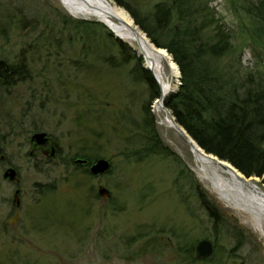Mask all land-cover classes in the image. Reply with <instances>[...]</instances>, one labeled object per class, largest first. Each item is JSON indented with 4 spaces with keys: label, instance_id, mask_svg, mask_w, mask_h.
<instances>
[{
    "label": "rangeland",
    "instance_id": "rangeland-1",
    "mask_svg": "<svg viewBox=\"0 0 264 264\" xmlns=\"http://www.w3.org/2000/svg\"><path fill=\"white\" fill-rule=\"evenodd\" d=\"M124 1L147 16L158 0ZM233 1L211 0L208 5L232 28L240 67L246 69L257 61L246 44L251 20L244 6L254 0ZM64 15L95 20L96 34L105 41L95 34L87 42L83 35L91 33L65 29ZM256 33L264 45V32ZM110 34L100 20L71 14L59 0H0V59L26 63L24 76L0 85V153L18 167L22 200L18 221L8 224L12 188L1 182L0 264H186L190 257L178 252V245L195 246L200 238L215 241L218 254L199 264H264V237L198 178L186 140L165 126L167 113L156 110L155 97L147 104L154 128L177 158L144 150L148 141L140 126L149 90L131 74V62L114 60L106 39ZM121 40L151 72L137 47ZM218 61L221 69L236 63L234 55ZM163 63L172 87L164 99L179 87L180 73L176 63L178 75L170 76ZM259 70L264 74L263 67ZM35 132L50 134L55 155L48 154L49 145L44 153H28ZM79 157L87 162L76 163ZM100 157L109 160L110 168L92 174L90 162ZM251 178L264 190L261 177ZM194 181L222 212L227 227L233 224L243 236L213 225L207 207L195 197ZM102 185L109 196L98 194Z\"/></svg>",
    "mask_w": 264,
    "mask_h": 264
},
{
    "label": "trees",
    "instance_id": "trees-1",
    "mask_svg": "<svg viewBox=\"0 0 264 264\" xmlns=\"http://www.w3.org/2000/svg\"><path fill=\"white\" fill-rule=\"evenodd\" d=\"M114 1L126 8L133 22L146 32L156 46H162L171 53L177 63L180 85L163 99L164 106L170 110L175 121L205 152L230 162L243 175L261 177V182H264V74L259 70V66L264 68V45L256 33L264 30L255 29L256 23L264 27V0L244 5L246 16L251 20L247 26L250 42L246 44L257 59L254 66L246 69L240 67L241 50L235 52L232 28L225 26L227 24L221 15L215 16L216 10L208 5L211 0H158L147 16L132 8L128 1ZM228 1L234 3L233 0ZM62 19L65 29L75 30L76 34L81 31L91 33L89 38L82 34L87 42L95 40V37L101 38L94 29L98 26L95 20L71 18L69 15H64ZM108 36L106 39L113 48L114 60L118 57L122 62H131V74L144 82L149 90V100L144 106V123L140 126L141 134L148 141L144 150L177 158L176 153L159 138L154 128V117H151L147 107L149 101L159 95V85L151 72L142 66L140 56H136L118 37ZM97 50L102 59L111 60ZM227 55H234L236 63L227 62L226 69H221L218 60ZM25 65L22 58L10 63L0 59V85L9 86L19 80ZM193 185L195 197L207 207L213 225L226 227L236 237L243 236V231L241 233L237 227L234 230L233 224L227 227L228 221L221 211H217L215 203L208 198L201 185L197 181ZM213 243L209 258H196L192 244H179L177 251L190 257V263L186 264H199L217 256L218 244ZM235 247L236 244L228 252Z\"/></svg>",
    "mask_w": 264,
    "mask_h": 264
},
{
    "label": "bare ground",
    "instance_id": "bare-ground-1",
    "mask_svg": "<svg viewBox=\"0 0 264 264\" xmlns=\"http://www.w3.org/2000/svg\"><path fill=\"white\" fill-rule=\"evenodd\" d=\"M59 3L71 14L97 18L115 37L136 46V52L143 54L146 68L151 70L159 85L161 95L165 96L172 90L169 77L164 72L163 62L166 63L170 76L178 75L176 63L163 48L155 46L146 37L126 9L111 0H59ZM154 107L158 112L164 109L157 100ZM163 116L165 126L176 128L186 140L194 158L192 168L207 189L228 207L234 209L264 237V193L261 192L264 190L250 184V180L243 177L241 172L227 161L217 162L215 157L205 155L182 128L175 127L174 122L165 113Z\"/></svg>",
    "mask_w": 264,
    "mask_h": 264
},
{
    "label": "water",
    "instance_id": "water-1",
    "mask_svg": "<svg viewBox=\"0 0 264 264\" xmlns=\"http://www.w3.org/2000/svg\"><path fill=\"white\" fill-rule=\"evenodd\" d=\"M133 20V19H132ZM159 97L156 99L158 102H160L161 106H163L164 110L166 111L168 117L170 118V120H172V122H174L175 127H178L179 129L182 128V130L184 132H186V134L189 136V134L187 133V131L185 130V128L181 127L176 121L174 116L171 115V113L166 109V106L163 105V97L159 91ZM46 134L43 132H35L34 135L31 136V140L35 141V142H45L46 140H48V138H43L45 137ZM190 137V136H189ZM191 139L193 140V138L191 137ZM194 141V140H193ZM195 142V141H194ZM197 144V142H195ZM198 145V144H197ZM199 146V145H198ZM50 148L49 151V155L53 156L54 155V145L52 143V141L50 140V145L48 146ZM200 147V146H199ZM205 155H211L213 157L216 158L217 162H222L224 161V159L220 158V157H216L215 155H213L212 153L209 152H205L204 149L202 147H200ZM76 163H86L87 160L85 158H76L74 160ZM228 164L232 165L230 162H228ZM233 166V165H232ZM234 167V166H233ZM110 168V162L108 159L104 158V157H100L95 159L94 161L90 162L89 165V172H91L92 174L98 175L101 173L106 172L107 170H109ZM236 168V167H235ZM237 169V168H236ZM238 170V169H237ZM239 171V170H238ZM241 172V171H239ZM241 174L243 175V173L241 172ZM14 175V172L12 171L10 177H12ZM243 177L247 178L250 180V184L252 183L255 187H257L258 189H261L260 187L257 186V184L254 182L253 178H251V176H245L243 175ZM261 191V190H260ZM264 193V191H261ZM98 194L99 195H105V196H109L108 194V189L106 187H104L103 185L100 186L98 188ZM213 247L214 244L207 238H200V240H198L195 243L194 249H193V254L196 258H206V257H211L212 256V251H213Z\"/></svg>",
    "mask_w": 264,
    "mask_h": 264
},
{
    "label": "flooded vegetation",
    "instance_id": "flooded-vegetation-1",
    "mask_svg": "<svg viewBox=\"0 0 264 264\" xmlns=\"http://www.w3.org/2000/svg\"><path fill=\"white\" fill-rule=\"evenodd\" d=\"M24 76V75H22ZM20 76V78L22 77ZM2 83V82H1ZM4 86V85H3ZM48 138L45 142H35L30 139L28 140V143L30 144L29 154L34 155L36 152L44 153L47 151L46 147L50 145V140L52 141L53 145L56 146V143L54 139L50 136V134H47L43 138ZM55 155V154H54ZM88 168V167H86ZM12 171L14 172V175L10 177ZM19 170L17 166H14L10 160L7 159V157L0 153V185L1 182H6L12 188V193L10 198H7L9 201V216L7 217L6 222L9 224H13L18 221L19 217V208L21 207L22 200L20 198V188L16 185L19 180ZM3 196L1 194V188H0V205L4 203ZM3 225V224H2Z\"/></svg>",
    "mask_w": 264,
    "mask_h": 264
}]
</instances>
